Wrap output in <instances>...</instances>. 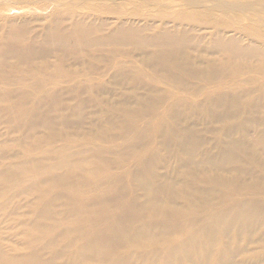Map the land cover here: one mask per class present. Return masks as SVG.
Instances as JSON below:
<instances>
[{"label": "bare ground", "instance_id": "6f19581e", "mask_svg": "<svg viewBox=\"0 0 264 264\" xmlns=\"http://www.w3.org/2000/svg\"><path fill=\"white\" fill-rule=\"evenodd\" d=\"M177 1L172 25L0 24V264H264V90L225 84L264 79V0ZM130 77L184 98L160 115Z\"/></svg>", "mask_w": 264, "mask_h": 264}, {"label": "rangeland", "instance_id": "374dc122", "mask_svg": "<svg viewBox=\"0 0 264 264\" xmlns=\"http://www.w3.org/2000/svg\"><path fill=\"white\" fill-rule=\"evenodd\" d=\"M181 6H183L182 2L178 3V1L176 2V0H0V24L3 23L4 19L6 18H17L18 20L30 21L32 28L34 29H41V27L46 25L52 19V17H54L57 11L63 10L73 12L79 17L87 18L88 20L92 21L104 19L109 23H113L120 17V15H122L127 19L138 23L147 22L152 24L160 23L163 21L167 22L169 25H172V11L174 12L175 10L181 9ZM133 13H135L136 15L131 16ZM244 25H249L248 21L244 20ZM198 28H201L202 32L206 30L203 35H208L210 33V31L204 27ZM137 57L138 56H136V58ZM133 60H135V57L133 58ZM127 65L129 69L130 65ZM96 67L99 70L107 69L112 75L117 71L116 66L106 68L103 65H97ZM141 67L142 69H145V72L152 71L148 68L149 66ZM58 79H61V77H58ZM70 79L72 78H69L67 81L71 82L65 83H68L67 85H74V83L76 82L75 80L77 79ZM106 79L110 81H107L108 87L115 86L112 85L114 83L111 82L109 77H107ZM61 81L64 82L65 80L61 79ZM120 81L121 83L119 84V86L117 85V90L120 92L119 94L128 93L127 90L133 89L134 86H137L136 91L139 94H143L145 93L146 88L152 86L154 88V91L158 95H155V97L158 99L159 102V108L157 113H159L160 115L169 112L167 110L168 105L174 102L178 95L184 98V95L182 93L174 91L171 86L165 84L163 85L161 83L159 84L148 77L146 78V80H143L145 82L142 81L143 83L138 81L133 82L131 77L123 78ZM237 81H240L243 86V89L252 90V94L255 96L261 93L259 89L264 90L263 77L259 74H254V72L241 73L239 76L231 75L225 80V84L228 88H235ZM189 84L190 91H193L196 88H202L203 92L200 93L202 99H204L203 95H205V93H207L209 90L215 89L216 87L215 83L203 82L196 79L190 80ZM124 85L126 88L124 87ZM122 88H124L125 90ZM143 88L144 90H142ZM186 94L188 96L185 97L186 101L189 103L193 102L194 98L192 97V94ZM104 99H106L108 103L111 104L112 99L110 101L107 98ZM118 101L119 103H123V101L125 100L118 99ZM91 102V104H93L94 100H91ZM152 104L153 101L149 102L147 105ZM93 106H90L91 109L88 110L96 111L94 108H92ZM150 118V116H146L143 119L135 118V121L138 124L144 125L150 120ZM3 131L4 130H2V132ZM117 142L121 143L122 140H118Z\"/></svg>", "mask_w": 264, "mask_h": 264}]
</instances>
